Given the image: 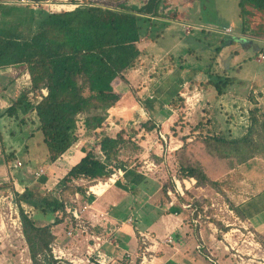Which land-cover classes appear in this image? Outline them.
Masks as SVG:
<instances>
[{"label":"trees","instance_id":"trees-1","mask_svg":"<svg viewBox=\"0 0 264 264\" xmlns=\"http://www.w3.org/2000/svg\"><path fill=\"white\" fill-rule=\"evenodd\" d=\"M199 1L147 0L141 6L83 3L72 10L54 12L43 8L34 10L36 8L29 4L23 7L0 4V70L21 68L29 74L30 84L26 91L11 97L8 106L0 108V122L9 119L20 132L28 128L22 136L26 144L19 150L1 141L4 163L20 162L14 166L19 167L14 172L24 189L22 192L14 190L12 183L0 188L13 191L21 235L32 264H62L51 253L55 239L53 227L64 223V230L68 228L65 201L69 194L84 192L81 185L69 183L71 178L83 177L89 182L104 179L114 167L128 163L119 158L121 151L134 153L139 148L131 138L136 130L129 124L121 126L114 136L101 134L97 140L98 150L85 149L80 160L59 179L58 187L63 185L59 198L52 191L41 190L47 180L46 174L37 176V181L33 182V174L27 173L26 167L31 163L27 139L40 134V139H33L36 145L45 146V160L53 163L77 141L81 127L93 131L100 128L108 116V109L121 97L113 89L112 82L137 64L140 39L155 41L164 34L170 20L180 18L184 5ZM237 4L241 32L264 36V0H238ZM235 41L234 37L230 40ZM225 44L223 40L216 51ZM258 53L264 54V46ZM213 73L208 72L205 85L213 87L218 97L231 79ZM169 102L172 108L177 107L175 96ZM240 111L247 122L243 133H213L203 136L201 142L222 159L236 157L238 162L244 163L264 151V109L253 106ZM16 131L12 129L11 136ZM188 149H192L191 144L183 143L181 151ZM208 161L206 166L210 167L212 160ZM41 165L38 164L39 168L43 167ZM206 166L180 163V176L193 177L201 185L216 186L218 183L209 176ZM22 169L26 174L21 173ZM33 183L35 186L31 185ZM166 186L163 185L164 192ZM94 230L100 233L98 227Z\"/></svg>","mask_w":264,"mask_h":264},{"label":"rangeland","instance_id":"rangeland-1","mask_svg":"<svg viewBox=\"0 0 264 264\" xmlns=\"http://www.w3.org/2000/svg\"><path fill=\"white\" fill-rule=\"evenodd\" d=\"M55 1L63 2L61 6L54 7L55 11L70 8L68 3L70 0ZM237 1L201 0L190 3L189 10L181 9L187 15L188 22L169 28L168 31L170 30L173 35L170 36L168 32L164 38H159L157 43L141 38L137 43L140 50L137 64L134 68L125 71L123 77L117 78L116 81L117 90L125 100L135 101L139 107H143L144 100L141 94L145 93L149 96L152 88L158 84L159 75H155L153 71L155 65H158L161 71L159 77L162 83L169 80L170 83L182 80L179 82L181 85L178 94L181 99L174 95L177 107L172 108L170 102L167 103V108L172 110H170L172 118L167 125L168 133H165V138L161 135L157 141L159 142L157 147L160 150L166 145V152L162 156L150 153V157H154L155 161L161 163L155 175L167 184L168 188L174 185L172 177L188 179L187 185L190 184L187 189H184L182 184L183 194L173 197L174 204L183 207L181 209L185 212L184 223L190 229L187 232L191 236L189 247L187 246L188 250L183 252L189 263L200 260V263L195 264H264V230L253 227L250 222L241 217L239 212L241 200L264 187V151L243 163L238 162L236 157L222 159L210 152L201 142L203 136L213 133L229 135L243 133L247 122L242 118L240 110H248L253 106L264 109V54H256L259 48L264 46V36L255 37L241 32ZM100 2L104 3V6H107V3L109 6L122 3L117 0H100ZM124 2L125 5L130 4L128 0ZM38 8L41 7H36ZM182 11L180 15H184ZM232 37L237 41L230 42ZM223 40L226 44L222 45L220 51H216ZM154 46L166 53L157 56H152L153 53H151L150 58L149 51L147 53L142 51ZM165 68L172 72L167 70L163 73ZM208 70L214 72V75L217 72L231 79L224 88V92L218 97L215 96L213 87L205 85L209 79ZM29 85V74L25 70L14 67L3 70L2 80L0 79V94H2L0 106H8L9 99L26 91ZM4 86H7V89H4ZM13 90L17 93H13ZM185 98L188 99L187 102ZM162 115L164 116L159 114L157 118L160 119ZM139 125V123L134 124V129L137 130ZM16 126L9 119H3L0 122L2 134L0 186L12 183L14 190L22 192L24 186L18 183L14 172V169L19 168L14 167L18 160L11 164L4 163L1 143L2 141L8 147L17 150L26 144L22 136L28 132V128L25 127L20 132L16 131ZM161 127L166 128L162 124L155 125L153 129L157 136ZM12 129L16 131L13 136H11ZM81 131L79 129V140L83 137ZM162 134L165 136L164 133ZM168 135L171 136L170 142L166 140ZM36 137L40 139V134L34 135L33 138ZM33 138L27 139L31 163L26 169L28 174H33V182H35L37 176L34 174L39 169L38 164L47 167V161L44 155L45 146L36 145ZM185 142H189L192 149L181 151ZM88 143L86 145L88 148L98 150L97 141L90 140ZM177 145H179L178 150H172ZM152 146L147 143V147ZM178 156H182L180 160ZM121 157L126 160L125 162L130 159L123 153ZM209 159L212 160L210 167L206 166ZM180 163H197L206 166L204 168L208 170L209 176L218 184L216 186L201 185L193 177L180 176L182 175ZM24 170H21L23 175L26 174ZM47 173L53 174L57 179L62 175L60 167L55 171L49 169ZM31 185L35 186L34 183ZM49 186L53 188V185L47 183L40 188L45 190L44 188ZM10 193L13 191L0 188V264H32L27 244L21 235L19 213L9 202ZM255 204L259 209L264 208V193L256 199ZM60 231L64 235H61L57 243L70 247L72 238L66 235L64 229ZM156 236L163 237L158 234Z\"/></svg>","mask_w":264,"mask_h":264},{"label":"crops","instance_id":"crops-1","mask_svg":"<svg viewBox=\"0 0 264 264\" xmlns=\"http://www.w3.org/2000/svg\"><path fill=\"white\" fill-rule=\"evenodd\" d=\"M8 1L9 0H0V4H13ZM118 1L123 3L125 0H117V2ZM128 1L130 4L127 5L136 6H141L147 2V0ZM92 3L105 5L104 3H101L100 0L92 1ZM16 6L23 7L20 4ZM189 7V5H184L182 9L189 10ZM186 16L187 15L184 12V15L181 14L180 18L170 20L167 30H165L164 34L159 38H164L166 34L170 32L168 29L174 25L188 22ZM169 35L172 36L173 33L170 32ZM158 39L149 42L157 43ZM145 49H147V51H145ZM145 49L142 51L145 53L149 51L150 58L151 53H153L152 56L163 55L166 53L165 51H161L157 46H154L153 48L147 47ZM154 69L155 70L153 71L155 72V75L160 76L161 71H159L158 65H155ZM167 70L171 71L168 68H165L163 73H166ZM2 74L3 70H0L1 80ZM159 76L157 77L158 84L152 88V93H150L149 96L145 95V93L141 94V97H143L142 100H144L143 107H139L135 101L131 102V100L128 101L129 99L125 100L121 95L119 101L113 107L108 109V116L100 128L93 131L85 130L81 127V132H83V137L80 139L81 141L78 137L77 141L61 154V156H59L53 163H47V167H44L47 176L45 184H50L53 179H57V177H54L53 174L47 173L48 170L53 169V171H55L56 168L60 167V170L62 171V175L60 177L58 176V179H60L65 173H67L72 165L80 160L84 155L85 149H91L86 146L89 144L88 142L90 140L97 141L101 134L114 136L123 125L129 124L134 127V124H140L135 135L131 137L138 146V151L134 153L130 151L123 153L129 156L130 159L128 163L123 164V167H114L108 177L101 180L99 179V181L102 182V186L100 185L99 188L93 187L95 194L86 197L84 192L82 194L79 193L80 201L87 200L88 202H91V207L94 210L107 212L108 223L106 225L110 231H107L106 234L110 235V240L103 242L101 251L110 257L111 260L109 264H133V262L130 261V258H135L139 247V232H147L153 238L158 239V242L154 241L155 246H153L155 247L154 264L200 263V260L189 263L185 259L183 252L188 250L189 240L191 239V236H189L190 233H187L190 229H188L186 227L187 225L184 223L185 212L181 209L183 208L181 205L174 204V198L172 196H168L166 191H163L164 183L155 175L161 163L155 161L154 157H150V153H154L155 156H162L163 153L166 152V145L165 148H161L160 150L159 147H157V144L159 143L157 141H159L158 139L161 138V135L165 138L168 133L167 125L168 122L171 121L172 114L170 113L171 109L167 108V103L169 104V101L175 93H179V87L181 85L179 82L182 81L176 80L174 83H170L169 80V82L164 81L166 82L164 84V82H161ZM116 81L117 79L112 82V86L115 91H118ZM4 89H7V86H4ZM14 92L16 91L13 90V93ZM1 95L2 94H0V96ZM0 107H3V105ZM159 114H164V116L162 115L160 118L161 120L157 118ZM162 124H164L166 128L161 127L157 136L153 129L155 128V125L160 126ZM147 125L151 127L146 128ZM162 133H166L165 136ZM170 137L171 136L168 135V138H166V140L168 139L167 142L172 141ZM147 143H149V146H153L147 147ZM178 147L179 145L173 147L172 150L176 151L178 150ZM122 152L123 151H121V154ZM121 154L119 155V158L126 161L121 157ZM144 162L150 163V166L153 164V168L148 172L143 171L141 166ZM112 174H114L113 177H111ZM103 182L105 184H103ZM81 186L85 191L87 185ZM167 188L168 187L166 186V189ZM263 193L264 187H261L259 191L253 192L249 196L244 197L239 205L241 217L250 222L253 227L258 228L261 231L264 230V208H257L255 203L256 199ZM130 217L131 220L129 221L128 219ZM63 224L64 223L58 224L59 226L55 225L53 227V233L55 235L54 241H59L61 235H64V233L60 231V229H65ZM98 229L101 232L99 227ZM157 234L163 235V237L158 238L156 236ZM168 235L171 236L172 240L167 243L163 240ZM79 245L81 246V249L85 248L84 242H79ZM125 252H129L131 257H126V255H124Z\"/></svg>","mask_w":264,"mask_h":264},{"label":"built area","instance_id":"built-area-1","mask_svg":"<svg viewBox=\"0 0 264 264\" xmlns=\"http://www.w3.org/2000/svg\"><path fill=\"white\" fill-rule=\"evenodd\" d=\"M67 1V0H62ZM9 3L13 4H20V5H31L32 8L41 7L45 9L46 11L54 12L55 6H61V3L63 2H56L55 0H44V1H35V0H9ZM70 4V8L67 10H72L76 6L83 4V3H92L88 0H85L83 2L82 0H77L75 2L68 1ZM43 5V6H41ZM60 11V10H58ZM45 92V91H43ZM186 102H187V98ZM101 154V152L99 151ZM103 157V155L101 154ZM20 165V162L17 161L14 166ZM153 164L150 166V163L142 164L141 169L143 171H150ZM45 174L44 168H39L35 175H43ZM114 174H112L111 177H113ZM191 181V178H189ZM185 178H175L172 177V181L174 185L170 188L166 189V194L168 196L176 197V195L183 194V188L182 184H184V189H187L188 182H186ZM193 180V179H192ZM182 182V183H181ZM70 184L72 185H87L86 189L84 191V195L86 197L90 196L91 194H95L94 188H99L102 184L101 181L95 180L93 182H89L86 178L79 177V178H71ZM93 183V184H91ZM192 183V182H191ZM59 179H53L52 183L50 185H53V188L51 186L44 188L45 191H52L57 197L60 198V190H62L63 185H59ZM91 184V185H89ZM103 184H105L103 182ZM102 186V185H101ZM6 198V197H5ZM10 203L13 204L12 206L14 209L17 210L15 203L13 201V195L10 193L9 195ZM80 196L78 192H74L73 194H69L68 201H65V212L68 215V221L69 226L65 230L66 235L72 238V243L70 244V247H66L64 245H59L58 241H53L51 245V253L52 256L57 259L62 264H109L110 257H108L104 252L101 251V246L103 242H107L110 240V235L105 234L106 231H110L109 228H107L108 223V216L107 212L105 211H97L94 210L91 207V202H88L87 200L80 201ZM89 214V215H88ZM131 220V217L128 219ZM18 222L20 224V219L18 218ZM99 227L101 229L100 233L95 232L94 228ZM108 229V230H107ZM157 238H153L150 236L147 232H139V247L137 249L136 255L134 259H131V254L129 252H125L124 255L126 257L130 258V261L133 262V264H154V257H155V243L154 241H157ZM172 240L171 236L168 235L164 238V242H170ZM82 241L85 243V248L81 250L79 242ZM158 242V241H157Z\"/></svg>","mask_w":264,"mask_h":264}]
</instances>
